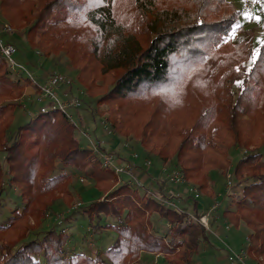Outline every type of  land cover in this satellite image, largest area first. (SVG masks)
Returning <instances> with one entry per match:
<instances>
[{"label":"trees","instance_id":"obj_1","mask_svg":"<svg viewBox=\"0 0 264 264\" xmlns=\"http://www.w3.org/2000/svg\"><path fill=\"white\" fill-rule=\"evenodd\" d=\"M36 2L34 17L31 0H0L9 24L27 27L28 50L34 52L38 38L46 55L67 56L88 98L107 106L111 129L125 137L123 125L137 128L135 137L145 147L139 171L151 168L143 158L173 163L186 183L212 200L211 174L231 170L243 186L241 200L228 204L220 217L234 229L246 226L247 246L238 252L264 264V44L247 69L253 41L229 39L241 29V9L229 0ZM9 74L0 57V197L14 188L22 207L0 225V264H132L141 254L161 255L165 264H197L201 242H209L208 231L190 217L199 215V200L189 194L185 211L160 202L176 198L164 193L175 186L164 180L153 191L129 185L126 176L117 183L111 169L90 161L91 151L58 111L39 112L9 140L21 107L15 99L23 89ZM99 83L106 85L104 91ZM174 106L179 111L173 117L164 115ZM86 110L95 120L96 112ZM250 145L254 149L229 168L225 148ZM100 148L107 154V147ZM57 163L94 182L92 191L100 195L79 210L95 233L115 234L106 250L70 253L71 233L38 230L58 200L56 192L71 198L66 189L71 176H52ZM154 219L160 228H154ZM239 253L232 252L228 262Z\"/></svg>","mask_w":264,"mask_h":264},{"label":"rangeland","instance_id":"obj_2","mask_svg":"<svg viewBox=\"0 0 264 264\" xmlns=\"http://www.w3.org/2000/svg\"><path fill=\"white\" fill-rule=\"evenodd\" d=\"M34 2V6L30 10L29 13H31L32 16L36 17L38 14L39 6L37 0H31ZM238 8L241 9V15L239 18V25L241 26L240 30H234L229 39L230 41L237 43L240 41H246L251 39L253 41V54L248 62H246L247 69L250 68L252 62L257 57V50H259L260 46L264 44V0H229ZM27 10V8H25ZM246 14H251L253 19L251 21L245 19ZM2 9L0 7V37L3 41L11 42L15 44V46L22 50L28 49V36H27V27H14L11 24H9V21L3 16ZM25 13L21 12L19 14V21L24 17ZM259 16L261 18L260 23H257L255 20V17ZM23 24V23H21ZM8 27L11 30V34L8 33V35L4 33L3 28ZM38 42V38L34 39V43L32 48L34 49V52H38V57L42 60H44L45 63H49V67L47 69L42 70V75L38 76L32 68L25 65V60L18 58L17 54L14 56V60L18 64H23L26 67V71L31 74L32 80H30L26 73H22L20 75H17L14 72H11L9 70V67L7 65V68L9 70L10 78L14 81H18L22 86V94L18 99H15L16 103L20 105V108H17L14 113V121L9 128L7 132V137L9 140L13 139L15 136V133L17 129L20 126H23L27 123H29L35 115L39 113V107L40 104L37 103L39 90L36 86L37 84H42L44 78L46 75H48L50 72L53 71L61 75L62 77L70 80L72 82V87L74 88L73 92H76L75 90H78L80 93V102L81 106L78 109H72L70 110V114L73 116L74 120L76 121V124L73 125L75 128L74 136L81 141V145L84 148L89 149V147L96 146L97 152L91 151L90 154V161L94 164L97 162L101 163V155H112L116 158L114 161L117 165H123L126 162V158H128L129 154H140V152L143 151L145 153V147L143 144L139 143V140L135 137V134H137V128H135L132 125H123L120 131L123 130L125 133V137L122 134H116L111 129L110 123L107 121V106L105 104L103 105H94V103L88 98L87 91L85 87L81 84L80 79L78 78L77 74V68H75L71 63L70 59L65 56L64 54H50L46 55L45 51L40 48L36 43ZM19 50V49H18ZM18 53V52H17ZM41 65V63H39ZM42 69V67H40ZM36 82L34 84V81ZM102 87L101 91H104L106 88V85H102V83H99ZM76 96L78 94L74 93ZM168 104V103H167ZM86 107L92 108L93 111L96 112L95 120L91 119V116L89 114V111L86 110ZM95 109V110H94ZM174 109V110H173ZM173 109H168V112L165 113L167 117H173L175 114V111L177 109V112L179 111L178 106H174ZM245 118V117H243ZM93 121V122H92ZM71 123V122H70ZM101 135H105L106 138L104 139L108 143H118L117 149H114V152L106 154V152H102L100 146L107 147V145H104L101 143ZM126 136H128L126 138ZM116 145V144H115ZM254 145H250L248 148L238 146V147H227V157L230 162V167L232 168L236 161L244 154H239L240 152L245 151V154L247 151H251L254 149ZM118 148L122 150V152H118ZM124 150V151H123ZM132 154V155H134ZM131 155V156H132ZM262 155L264 157V150H262ZM102 156V157H103ZM145 159V158H143ZM141 159V160H143ZM149 161H151L150 167L153 169L155 166L158 167V182H161V180H165L163 176L165 174L172 170L173 168H176L173 163H162L160 160L149 157L146 158ZM150 168V169H151ZM166 169L167 172L161 173L160 171ZM177 169V168H176ZM90 172V168L87 169V173ZM140 172V171H139ZM139 172L136 174L138 182L141 186L145 187L144 182L139 178ZM214 173V172H213ZM7 175V172H6ZM61 175H67L71 176V180L67 184V191L71 195L70 200L63 199V193L56 192L55 196L58 198L57 202L53 205V209L49 214L45 215V219L43 220V223L41 227L38 230H44V229H50L54 228L56 232L62 231L63 233L67 234L70 233L73 229L76 228H82L81 230L84 233H80L79 236L75 235L76 238L79 239L78 243L73 242L75 244L70 243V241L67 243V250L70 253L73 252H85L89 255H95L98 252H101L104 250V247H92L90 244L94 243L95 240L90 237V233L86 231L88 226V221L85 218V216L82 215L81 211L79 210L82 207H86V205L92 201H94L100 194L93 193V185L94 182L90 179H88L83 174H78L73 169L69 167H64L60 163L56 164V169L53 172L52 176L57 177ZM212 175V182H211V188L214 191V197L209 199L212 203L211 206L217 205L216 210H212L208 213L210 220L213 218V216L217 214L218 212L221 213L222 210L228 205L232 204L234 205V202H237L241 200V191H242V185H237L232 178L231 170L227 169L225 172H219L214 173ZM116 176V175H115ZM122 179H125V177L122 176ZM117 183L119 182V179L116 176ZM227 182H230L229 188H227ZM187 186H192L190 183H186ZM133 186V185H131ZM141 186H136L140 188ZM180 188H184L183 185H178ZM197 189L196 187H194ZM80 190V191H79ZM86 193L85 195H81L80 193ZM200 198L206 199L197 189ZM22 207V204L19 199V192L16 191L14 188L7 187L0 197V225H3L6 223L7 218L10 216L11 212L15 209L20 210ZM78 210L74 215L73 212ZM207 211V210H206ZM209 211V210H208ZM216 213V214H215ZM69 215H72L71 217ZM70 217V218H69ZM209 220V221H210ZM226 222V220H224ZM92 224L96 225L97 221L91 222ZM227 223V226L232 229L230 232H228L229 239L227 240L225 247L228 248H234V250H239L241 247L244 248L247 246V235H248V229L244 224L239 225V227L236 229L232 228L230 224ZM101 224H104V222H101ZM209 224V222H208ZM91 228V227H89ZM74 231V230H73ZM209 231H210V225H209ZM234 236V237H233ZM203 242H201L202 247ZM224 245H221V247H216L214 254L211 250H209L206 255H203L201 257L196 258L198 260V264H228L227 262V252ZM219 257L220 260H216L214 257ZM156 261V259H146L145 263L153 264ZM261 261V259H259ZM148 263V264H149ZM133 264V263H132Z\"/></svg>","mask_w":264,"mask_h":264},{"label":"built area","instance_id":"obj_3","mask_svg":"<svg viewBox=\"0 0 264 264\" xmlns=\"http://www.w3.org/2000/svg\"><path fill=\"white\" fill-rule=\"evenodd\" d=\"M3 31L5 35L8 33L11 34V30L8 27H4ZM18 49L15 46V44L7 41H3L0 37V57L7 63L9 70L11 72L16 73L17 75L22 74L23 72L26 73V76L32 80V76L30 73L26 71V68L22 64H18L14 60V56L17 54ZM35 54L38 56V52H35ZM34 81V80H33ZM36 82L34 81V84ZM36 85V84H35ZM39 90L37 103L40 104L39 112L41 114H46L49 111H58L65 115L67 120L71 122L73 125L76 124V121L74 120L73 116L69 113L72 109H78L81 106V100H80V93L78 90L74 91V88L72 87V82L61 75H59L56 72H50L43 80L42 84L36 85ZM74 93L78 94L76 96ZM90 150L93 152H97V147L92 146L89 147ZM98 153V152H97ZM245 151L240 152L239 154H244ZM134 154V153H132ZM129 154L128 158H126V162L123 165H117L115 164L116 158L112 155H101V165L104 168H109L113 171V173L117 176L119 179V182H123V179L121 181L122 176H126L128 178V184L129 185H138L140 184L138 182L136 174L139 172V162L140 157L139 154ZM132 155V156H131ZM103 156V157H102ZM143 164L146 167H149L151 165V161L148 159H143ZM167 172L166 169H163L160 171L161 173ZM164 175V174H163ZM167 183H171L175 186L177 185H183L184 188L188 190V192L192 195L193 199H199L200 195L192 186H187L185 179L180 174L178 169L173 168L172 170L168 171L165 176H163ZM230 182H227V188L230 186ZM162 204L174 207V204L169 201H160ZM217 205L211 206L207 211L199 213L197 217L190 216L193 223L204 227L207 231H209V215L208 213L212 210H216ZM246 259V254L244 252H241L237 255H234L229 258L232 262L237 263H243Z\"/></svg>","mask_w":264,"mask_h":264},{"label":"crops","instance_id":"obj_4","mask_svg":"<svg viewBox=\"0 0 264 264\" xmlns=\"http://www.w3.org/2000/svg\"><path fill=\"white\" fill-rule=\"evenodd\" d=\"M18 49H19L18 53H17L18 58L25 60L24 61L25 65L32 68V70L36 74H38V76L40 78V76L42 75L41 74L42 70L47 69L50 66L49 63H45L44 60L41 61V59L35 54V52H31L28 49H26V50H22L20 48H18ZM39 63H41V65H39ZM40 67H42V69ZM105 138H106L105 135H101V139H100V141L102 140L101 143L104 145H107V149L109 151L108 153L114 152V149L115 148L117 149V147H118L117 143H114V144L111 143L110 144L104 140ZM119 151L122 152V150L118 148V152ZM122 153H124V152H122ZM158 171H159L158 167L155 166L153 169L151 168L150 170L149 169L145 170V172L144 171L139 172V178L144 182L145 187L148 189V191H150L152 189L154 190L155 188H157L158 184H160L157 181V179L159 178L158 177ZM163 191H164V193L170 192V195L172 194L171 196L174 195L176 197L172 201L173 204H176L182 210H185V211L190 210L189 207L191 205V202L189 200H184L190 194L187 189L180 188L178 186H174V187L171 186L170 188H163ZM198 200H199L198 201L199 213L205 212L206 210H208L210 208V204L212 202L209 199L200 198ZM217 214H219V212ZM153 223H154V228H160L161 225L157 220L154 219ZM209 225H210V231H208V234H207L209 242L208 243L204 242L202 244V248H201L199 255H197L194 258L195 259L194 261L197 264H198V260L196 258L201 257L203 255H206V253L209 250H211L212 253L214 254L215 249H217L216 247H221V245L226 244L227 240L229 239L228 232H230V230H232L227 226V223L223 219H221L220 214H219V216L217 215V217L213 216V218L209 221ZM81 229L76 228V229H73L74 231L73 230L70 231V233L72 234V238H71L70 243L75 244L73 242H77V244H79L78 243L79 237L76 238L75 235L79 236L80 233H84ZM86 229H87L86 231H88L90 233V237L95 240L94 243L90 244L92 247H104V250H106L109 247V245L115 239V234L108 231V230H101L100 232L95 233V231L92 228L87 227ZM224 247H225V245H224ZM225 248H226L227 256H230V254L232 252L239 253L238 251L243 249L242 247L239 250H234L233 247L232 248L231 247L230 248L225 247ZM214 257L216 258V260L219 258L216 256H214ZM150 258L156 259V261L153 264H165L163 256L152 255V254H141L139 256V259L137 261H135L133 264H148L149 262L148 263H145V262H146V259H150ZM218 260H220V258ZM218 260H217V262H218ZM227 262H228V260H227ZM228 264H230V263L228 262ZM232 264H241V263L233 262ZM242 264H254V262L252 260H245Z\"/></svg>","mask_w":264,"mask_h":264},{"label":"snow or ice","instance_id":"obj_5","mask_svg":"<svg viewBox=\"0 0 264 264\" xmlns=\"http://www.w3.org/2000/svg\"><path fill=\"white\" fill-rule=\"evenodd\" d=\"M245 19L251 21V20L253 19V17H252L251 14H246V15H245ZM255 20H256L257 23H260L261 18H260L259 16H257V17H255ZM237 27H240V25L237 24ZM257 55H258V57H259V50H257ZM253 62L255 63V61H253Z\"/></svg>","mask_w":264,"mask_h":264}]
</instances>
